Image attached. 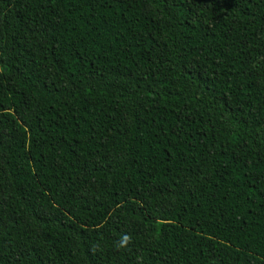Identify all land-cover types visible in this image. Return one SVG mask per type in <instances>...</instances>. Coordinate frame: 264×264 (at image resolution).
Returning <instances> with one entry per match:
<instances>
[{
  "label": "trees",
  "instance_id": "trees-1",
  "mask_svg": "<svg viewBox=\"0 0 264 264\" xmlns=\"http://www.w3.org/2000/svg\"><path fill=\"white\" fill-rule=\"evenodd\" d=\"M0 264H264V0H0Z\"/></svg>",
  "mask_w": 264,
  "mask_h": 264
},
{
  "label": "clouds",
  "instance_id": "clouds-1",
  "mask_svg": "<svg viewBox=\"0 0 264 264\" xmlns=\"http://www.w3.org/2000/svg\"><path fill=\"white\" fill-rule=\"evenodd\" d=\"M125 243L127 242V238H125V241H124Z\"/></svg>",
  "mask_w": 264,
  "mask_h": 264
}]
</instances>
